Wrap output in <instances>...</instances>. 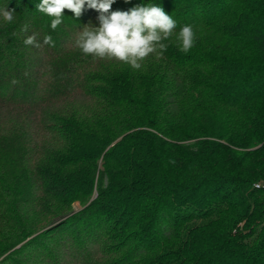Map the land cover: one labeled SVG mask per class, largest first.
<instances>
[{
    "label": "trees",
    "instance_id": "obj_1",
    "mask_svg": "<svg viewBox=\"0 0 264 264\" xmlns=\"http://www.w3.org/2000/svg\"><path fill=\"white\" fill-rule=\"evenodd\" d=\"M38 3L0 0V264H264V0H115L177 22L138 70Z\"/></svg>",
    "mask_w": 264,
    "mask_h": 264
},
{
    "label": "clouds",
    "instance_id": "obj_2",
    "mask_svg": "<svg viewBox=\"0 0 264 264\" xmlns=\"http://www.w3.org/2000/svg\"><path fill=\"white\" fill-rule=\"evenodd\" d=\"M128 2V0H125ZM115 0H40L35 8L55 17L50 27L55 30L62 23L63 10H70L76 17L82 14L85 5L96 10L99 15L98 27L85 26L77 40V46L84 54L96 57L115 58L127 63L134 70L142 67V61L152 53L157 58L163 56L168 40L177 27V22L166 14L161 6L148 4L136 5L127 11H110ZM14 9L6 6L0 9V16L5 22H13ZM28 26H24L27 31ZM196 35L192 25H184L178 34L179 50L185 54L194 46ZM24 43L40 47L36 34L28 36ZM43 43L54 46L51 36H45ZM17 83V81H13Z\"/></svg>",
    "mask_w": 264,
    "mask_h": 264
},
{
    "label": "water",
    "instance_id": "obj_3",
    "mask_svg": "<svg viewBox=\"0 0 264 264\" xmlns=\"http://www.w3.org/2000/svg\"><path fill=\"white\" fill-rule=\"evenodd\" d=\"M58 223H59V221L56 222V223H53V224L49 225L47 228H51L52 226H55V225L58 224Z\"/></svg>",
    "mask_w": 264,
    "mask_h": 264
},
{
    "label": "rangeland",
    "instance_id": "obj_4",
    "mask_svg": "<svg viewBox=\"0 0 264 264\" xmlns=\"http://www.w3.org/2000/svg\"><path fill=\"white\" fill-rule=\"evenodd\" d=\"M74 208H76V209L79 208L78 203H75V204H74Z\"/></svg>",
    "mask_w": 264,
    "mask_h": 264
}]
</instances>
